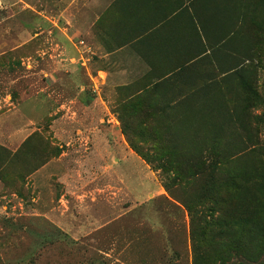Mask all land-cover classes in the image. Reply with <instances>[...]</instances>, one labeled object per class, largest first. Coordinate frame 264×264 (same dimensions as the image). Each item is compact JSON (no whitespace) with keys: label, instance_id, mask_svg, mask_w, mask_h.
Listing matches in <instances>:
<instances>
[{"label":"rangeland","instance_id":"374dc122","mask_svg":"<svg viewBox=\"0 0 264 264\" xmlns=\"http://www.w3.org/2000/svg\"><path fill=\"white\" fill-rule=\"evenodd\" d=\"M24 1L27 5L20 6L27 12L12 15L10 21L16 29L30 24L33 38L25 48L0 57V146L16 152L29 137L39 135L45 145L35 140L33 146L44 155L46 146L59 155L24 180L14 178L7 184L0 178V264H193L187 210L168 193L152 190L171 184L173 174H154L131 152L116 115L102 103L105 95L95 89L98 80L90 83L83 78L86 88L78 94L79 88L62 78L66 73L86 76L94 61L89 65L86 49H78L79 39L58 29L56 21L59 27L62 22L57 20V0ZM43 24L46 31L40 30ZM256 30L249 87L237 86L235 91L246 99L257 87L262 102L256 105L251 96L243 103L242 122L249 132L231 138L247 147L258 142V152L229 165V174L264 165V21ZM25 74V83L16 86L27 90L29 102L51 101L40 112L33 106L20 107L18 95L2 90V77L18 79ZM102 78V74L97 77ZM73 99L99 103L90 112L79 104L57 111L62 102ZM130 139L142 147L154 167L166 161L168 169L182 175L198 169L166 142L148 137L141 127L131 129ZM173 191L178 198H188L189 193L177 187ZM233 203H238L237 198Z\"/></svg>","mask_w":264,"mask_h":264},{"label":"trees","instance_id":"16d2710c","mask_svg":"<svg viewBox=\"0 0 264 264\" xmlns=\"http://www.w3.org/2000/svg\"><path fill=\"white\" fill-rule=\"evenodd\" d=\"M237 1L240 7H234V14L241 29L247 31L242 32L237 50L241 58L224 71L225 78L209 90L210 94L137 99L131 96L117 111L122 134L132 151L152 170L173 174L171 184L163 183V187L190 216L193 264H264V165L238 174L226 170L244 155L258 152V142L247 147L243 141L231 137L241 131L249 132L242 122L243 103L251 96L256 105L262 102L257 87L246 99L235 87H249L250 63L255 61L257 45L256 29L258 22L264 21V0ZM155 102L167 103L170 110H145ZM139 127L154 141L166 142L168 148L185 156L198 169L182 175L177 169H168L166 161L154 167L142 147L130 139L131 129ZM35 140L45 145L39 135H33L16 152L0 146L3 183L9 184L14 178L24 180L59 155L48 146L44 155L33 146ZM175 187L185 195L189 193L188 198L176 197ZM235 198L238 203L234 204Z\"/></svg>","mask_w":264,"mask_h":264},{"label":"crops","instance_id":"0c3cea01","mask_svg":"<svg viewBox=\"0 0 264 264\" xmlns=\"http://www.w3.org/2000/svg\"><path fill=\"white\" fill-rule=\"evenodd\" d=\"M21 2L27 5L24 0H0V15L7 16L6 19L0 17V57L25 48L33 38L30 24L22 23L16 29L10 21L12 15L27 12L20 6ZM234 7L239 9V1L57 0V20L62 22L59 27L56 21L58 29L79 39L78 49H86L89 65L94 61V68L88 67L87 77L81 73H66L62 78L76 85L78 94L86 88L81 83L83 78L90 83L98 80L100 85L95 89L105 95L102 103L116 115V124L120 123L117 111L127 97L210 94L209 90L215 89L216 83L225 78L224 71L241 58L237 50L242 32L247 31L241 29ZM47 28L46 24L40 26L43 31ZM99 74L104 75L103 80L97 79ZM26 76L2 77L5 85L2 90L18 95L20 107L33 106L40 112L41 107L51 101L32 98L29 102L27 90L16 86L20 82L24 84ZM97 103L98 100H86L84 104L73 99L69 103L62 102L57 111L79 104L90 112ZM151 105L152 108L145 110H170L167 103ZM135 106L139 108V104ZM22 118L21 122L26 124L28 120ZM108 122L105 119V123ZM159 173L154 171V174ZM153 189L159 195L167 193L161 185Z\"/></svg>","mask_w":264,"mask_h":264}]
</instances>
